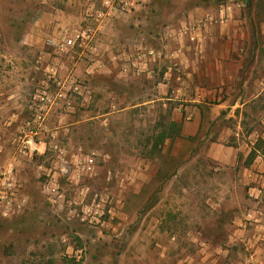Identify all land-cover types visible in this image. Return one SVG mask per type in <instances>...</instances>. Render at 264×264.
I'll return each mask as SVG.
<instances>
[{"label": "rangeland", "instance_id": "374dc122", "mask_svg": "<svg viewBox=\"0 0 264 264\" xmlns=\"http://www.w3.org/2000/svg\"><path fill=\"white\" fill-rule=\"evenodd\" d=\"M228 1L251 4L131 0L130 9L122 10L119 0H0V166L12 164L27 198L20 212L0 217V264H241L243 248L229 237L238 199L246 194L236 182L238 168L227 171L196 158L191 176L185 172L179 186L166 185L185 155L161 154L152 144L168 127L172 107L164 101L132 106L171 90L159 93L141 75L131 80L122 73L131 64L123 51L141 61V53L159 45L167 25L188 22L201 12L195 7L210 11ZM256 2L258 17H264V0ZM87 26L96 28L93 53L69 59L46 43ZM53 62L57 73L50 78ZM68 74L81 93L67 95L70 108L57 100L34 138L44 152L31 158L21 131L39 112L37 90L46 86L55 93V78ZM253 129L264 130L261 119H244L242 132ZM55 146L65 148L64 162ZM87 157L94 159L90 171L82 169ZM143 162L159 168L153 167L151 182L128 183ZM49 180L58 193L44 191ZM172 193L179 203L171 201Z\"/></svg>", "mask_w": 264, "mask_h": 264}, {"label": "crops", "instance_id": "0c3cea01", "mask_svg": "<svg viewBox=\"0 0 264 264\" xmlns=\"http://www.w3.org/2000/svg\"><path fill=\"white\" fill-rule=\"evenodd\" d=\"M224 3L234 5L227 23H205V17L218 6L210 11L195 7L200 14L164 28L159 45L152 48L153 55L141 53V61H135L132 52L123 51L124 59L139 64L133 69L125 63L122 73L131 80L141 75L148 79L144 85L152 83L159 93L171 90L169 96L145 98L132 106L153 107L164 101L163 106L172 107L165 130L168 134L156 152L170 150L175 158L185 157L171 168L166 185L179 186V177L185 172L191 176L196 158L216 162L227 171L238 168L236 182L246 194L238 199L229 237L243 248L241 264H264V151L256 145L259 140L264 144V130L253 129L246 135L241 130L244 119L254 121L255 117L264 123V17L255 11L256 0L250 5ZM185 23L189 29L182 27ZM183 143L189 145L185 153ZM153 167L159 169L148 162L138 165L128 183L148 185ZM171 201L181 199L172 193Z\"/></svg>", "mask_w": 264, "mask_h": 264}, {"label": "built area", "instance_id": "2783aa9c", "mask_svg": "<svg viewBox=\"0 0 264 264\" xmlns=\"http://www.w3.org/2000/svg\"><path fill=\"white\" fill-rule=\"evenodd\" d=\"M122 10H129L131 6V0H119ZM234 12V5L229 3H221L218 5L214 14H210L205 17V23H216L218 25H224L232 18ZM102 13H98L100 17ZM184 29H189V24L185 23L182 26ZM96 28L87 26L85 28H79L72 30L68 37H64L62 40L54 38H47L46 43L51 46L56 55L65 56L67 58H73L75 54L83 55L85 53H93L96 50ZM153 49H149L146 55H153ZM143 53V55L145 56ZM116 59V56L113 57ZM57 62H53L48 68L49 77L54 78L57 73ZM55 85L57 91L52 93L46 86L37 90L36 97H38L39 112L33 114L30 121H27L26 130H22V142L24 148L28 149L29 156L32 158L35 154H42L37 148V142L35 137L40 133L41 127L44 126V122L48 116L49 111L53 106L57 105V100L63 101L64 106L70 108L71 101L67 98L70 93H81V85L76 81L74 76L68 74L67 77L61 81L55 78ZM44 111V112H43ZM43 112V113H42ZM57 157L61 162L65 161V148L55 146ZM94 165V159L87 157L82 169L86 171L92 170ZM40 167H42L40 165ZM54 168V167H52ZM51 168V169H52ZM79 165H77V169ZM60 172L66 174L65 167L59 168ZM80 174L78 173L77 176ZM55 182L49 180L44 185V191L47 193H58V189L54 186ZM54 186V187H53ZM27 204V198L20 194V185L18 183L17 176L14 172V167L11 163L4 166H0V217L9 218L15 213L20 212Z\"/></svg>", "mask_w": 264, "mask_h": 264}, {"label": "trees", "instance_id": "16d2710c", "mask_svg": "<svg viewBox=\"0 0 264 264\" xmlns=\"http://www.w3.org/2000/svg\"><path fill=\"white\" fill-rule=\"evenodd\" d=\"M168 133L165 131V130H162L156 137L155 141L153 142L152 144V148L154 151L157 150L158 148V145L162 144L165 136L167 135ZM257 143H263L261 140H259ZM264 151V148L262 149Z\"/></svg>", "mask_w": 264, "mask_h": 264}]
</instances>
